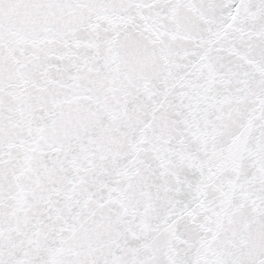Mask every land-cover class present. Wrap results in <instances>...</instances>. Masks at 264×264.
Returning <instances> with one entry per match:
<instances>
[{
  "label": "water",
  "instance_id": "obj_1",
  "mask_svg": "<svg viewBox=\"0 0 264 264\" xmlns=\"http://www.w3.org/2000/svg\"><path fill=\"white\" fill-rule=\"evenodd\" d=\"M0 264H264V0H0Z\"/></svg>",
  "mask_w": 264,
  "mask_h": 264
}]
</instances>
